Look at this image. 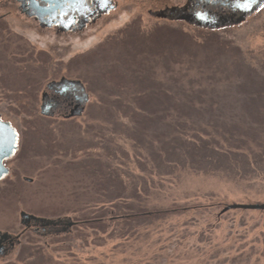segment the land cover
<instances>
[{"label":"rangeland","instance_id":"rangeland-1","mask_svg":"<svg viewBox=\"0 0 264 264\" xmlns=\"http://www.w3.org/2000/svg\"><path fill=\"white\" fill-rule=\"evenodd\" d=\"M135 2L141 11L133 0H119L117 9L83 35L50 32L31 38L36 49L46 50L45 60L35 52L31 62V96L24 93L23 68L0 64V115L17 138L8 174L0 180V230L19 232L20 210L78 221L62 231L53 222L36 224L11 252L0 255V264H157L165 256L164 264H264V209L222 212L231 203L264 201V3L239 25L208 29L157 19L148 9L159 4ZM60 76L81 81L87 99L81 100L80 115L63 108L52 116L39 113L43 83ZM160 84L163 91L178 88L192 97L207 90L205 108L219 107L228 117L225 124L215 119L214 126H206L214 136H202L211 141L208 149L195 140L202 153L196 168L147 180L152 207L203 206L192 215L154 220L136 240L81 223L80 218L107 207L102 201L109 193L101 191L110 183V153L118 154L111 167L144 173L126 139L129 132L120 117L113 120L112 110L99 107L100 99L107 105L115 97L120 104ZM129 130L145 136L140 129ZM201 232L205 239L199 244Z\"/></svg>","mask_w":264,"mask_h":264},{"label":"trees","instance_id":"trees-1","mask_svg":"<svg viewBox=\"0 0 264 264\" xmlns=\"http://www.w3.org/2000/svg\"><path fill=\"white\" fill-rule=\"evenodd\" d=\"M160 85L155 90L144 87L141 92L136 91V95L127 101L125 99L120 104L117 103L120 100L117 101L115 97H112L107 105L100 99L99 107L112 110L113 120L120 117L121 125L124 124L129 132L126 139L130 141L136 157H139L137 158L138 166L144 173L137 174L132 171L124 173L122 168L111 167L114 166L118 154L110 153L108 160L109 163L112 162L108 174L110 183L106 189L108 191H101L105 194L109 193L104 197L106 201H102V204H106L107 207L103 208L101 213L80 218L81 223L95 225L103 232L109 230L108 234L119 238L136 240L141 235L140 229L146 225L151 226L150 223L154 220L171 215H192L203 206L184 203L152 207L147 203L149 193L147 180H153L154 175L167 176L177 170L196 168L202 153L195 140L197 139L204 149H208L211 141L204 140L202 136H207V139H213L214 136L205 130L206 126H214L217 123L215 119L217 121L221 119L225 124L228 117L220 114L219 107L213 108L208 104L209 106L205 108L207 90L196 89L198 95L192 97L190 93L173 88L175 95L173 96L170 89L163 91L164 84ZM139 95H142L143 99ZM209 109L211 112H208ZM193 114H195V120L192 118ZM124 120H127V126ZM196 125L202 127L199 128L200 131ZM132 126L144 132L145 136H135L134 133L130 135L129 129L133 131ZM219 134L223 140H226L225 133L217 131L216 135ZM66 217L73 221L72 225L78 222L70 216ZM60 219L63 220V218ZM200 237L199 244L205 239L204 232H201ZM174 245L171 244L168 248L170 254L173 252ZM35 251L37 249L31 250V256ZM167 260L168 257L165 256L157 264H164Z\"/></svg>","mask_w":264,"mask_h":264},{"label":"flooded vegetation","instance_id":"flooded-vegetation-1","mask_svg":"<svg viewBox=\"0 0 264 264\" xmlns=\"http://www.w3.org/2000/svg\"><path fill=\"white\" fill-rule=\"evenodd\" d=\"M151 1L159 4L154 9H148L149 14L157 19L182 21L208 29L239 25L264 3V0H178L174 3H167L164 0ZM133 2L137 5L136 10L141 11L142 4H137L135 0ZM118 3L119 0H0V20H2L0 21V64L14 63L23 68L21 82L25 86L24 93L31 96V62L35 61V52L36 54L40 52V55L43 53V59L46 56L44 53L46 50L36 49L31 44V38L33 41L41 38L40 34L48 35L50 32L66 37H77L88 33L95 29L94 26L102 20V16L117 9ZM163 9H166L167 17L159 15V11ZM214 25L217 27L213 28ZM34 34H37L36 37ZM44 60L39 62L42 63ZM43 84L38 106L40 114L52 116L58 108H63L68 109L71 115H80L82 102L78 99L84 97V87L78 78L60 76ZM45 99L51 105L49 110H45L43 106ZM65 101L67 103L63 105ZM0 121L8 122L1 115ZM3 143L4 133L0 123V170L4 168L8 174L6 163L12 155L1 156ZM22 179L31 181L28 176H22ZM21 211L24 210L19 211V223L22 225L19 232L13 234L0 230V255L11 252L24 231L31 230L36 224H44L38 219H31L32 213L27 211L25 212L30 217L26 222H22ZM56 224L62 225L61 231L67 229L64 222Z\"/></svg>","mask_w":264,"mask_h":264},{"label":"water","instance_id":"water-1","mask_svg":"<svg viewBox=\"0 0 264 264\" xmlns=\"http://www.w3.org/2000/svg\"><path fill=\"white\" fill-rule=\"evenodd\" d=\"M159 15L161 17H167L168 14H167L166 9L160 10ZM216 27H217V25L213 26V28H216ZM86 99H87V95L84 91V97L83 98L79 97L78 100H79V102H81V100H86ZM80 104H81L80 107L82 108L83 102ZM43 106H44L45 110H49L51 108L50 103L46 99L43 102ZM0 123L2 125V129H3V133H4V143H3L1 156L2 157L11 156L15 152V149H16V136H15L14 130H13V128L9 122L0 121ZM5 174H6V171L4 168L2 170H0V178L3 177ZM231 208L264 209V202H261V203H231V204L225 205L222 209V212L226 211L228 209H231ZM20 216H21L22 222H26L30 217V215L27 214L25 211H21ZM31 219H38L42 223L64 222V223H66L67 227H69L73 224V221H71L67 217L63 218V220L60 218H57L54 220H48V219H45L42 217L35 216L34 214H31Z\"/></svg>","mask_w":264,"mask_h":264}]
</instances>
